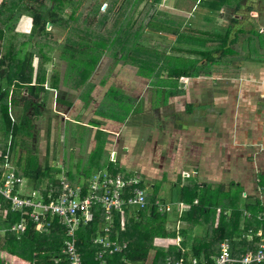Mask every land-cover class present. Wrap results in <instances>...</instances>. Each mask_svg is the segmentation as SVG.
I'll list each match as a JSON object with an SVG mask.
<instances>
[{
    "label": "crops",
    "instance_id": "1",
    "mask_svg": "<svg viewBox=\"0 0 264 264\" xmlns=\"http://www.w3.org/2000/svg\"><path fill=\"white\" fill-rule=\"evenodd\" d=\"M22 1L14 0L10 10L1 13L0 22H6ZM2 2L3 0H0V5ZM64 5L62 8V19L64 23H67V18L74 9H72V4L68 2ZM179 7L177 6V8ZM182 9L179 8L182 14H192L194 11H197L195 7H193V11L184 12ZM219 14L220 16L216 24L219 23L218 26L222 27L223 34L220 36L222 38L219 39V35H217V39L213 35L210 37L209 35L207 37L203 36L204 43L202 45L204 48L202 50L184 47L186 42H190V36L186 35V33H192L193 31H196L195 33L201 32L195 29V27L188 29V26L184 25L185 21L183 23L178 22L177 26L179 29H177V34L172 32L167 33V37H170L169 40L167 37L166 39L163 37L158 38L161 45H165L167 41L169 42V47L165 45L167 46V50H165L171 52L170 56L172 58L175 57L176 60L179 59V62H183L184 70L189 72L190 75L189 77H181L183 81H187L185 84L183 83V88L177 85L178 80L176 82L173 80L169 81L168 83L172 86V89L170 90L171 95L167 98L161 92L164 88L159 87L160 91L154 92V97L156 94H159L160 98L157 101L155 100V102L153 101L154 97L152 100L153 105L158 109L157 112L160 114L163 108L177 107L174 111H171L175 113V115H172L171 121H169V118H164L163 121L160 118L161 122H163L160 127L161 133L158 134L156 132L154 137V140L156 138L155 141L160 142L161 147L159 151L162 149L161 155H163L161 159H168L174 162H172L171 166H167V163L163 164V166L158 164L160 167L158 179L155 181L148 179V176H151L148 171L152 167V163H148L150 162V157L147 158L146 154H148L151 148L155 149V141L153 140L148 143L151 136L147 135L143 142L148 148L149 145L151 147L149 150H145L146 154L142 160L140 159L138 166H130L133 169L140 167L142 175H148L146 182L140 180L149 194L151 193L150 189L154 185L157 186L156 183L159 181L168 180V182L178 186L181 185V181L179 182V180L196 182L199 188H202L204 191L203 193L199 192L203 194L200 197L202 201L205 200L206 205L217 206L214 227H217L219 224L220 216L222 213L224 215L223 211L227 206L234 204L243 210L245 203H252L258 200L260 208L264 209V0H224V5L220 6ZM75 16L76 18L78 17V15ZM12 22V26H15L14 32L18 25L28 24L27 31L29 34L24 35V38L20 40L16 37H8L9 34L14 32L6 33L5 41L0 43V57H4L5 54L9 57H12L11 55H14L13 57L19 56L22 53V50L19 48L24 47L26 44H29L27 52L32 49L38 51L41 48L43 49V53H46V56H48L51 51L57 50L50 46V43L53 41L48 40L47 37L56 33L58 36H63L66 40L70 34L68 33L70 27L65 29L48 25L47 28L49 29L47 30H53L51 31L52 33L48 31L45 38V41L49 43L36 46L35 40L32 42L22 41L26 37H30L32 19L29 14L24 13V15H21ZM182 27L186 29L183 31L184 33H181ZM151 31H154V29ZM163 36L165 37V35ZM184 36L188 38L185 39ZM36 61L37 59L34 61V66L36 65ZM44 65L42 66L43 71H45ZM97 74H94L93 77L89 76L85 81L86 85L80 86L79 90H73L65 86L61 80L58 82L57 89H50L49 77L46 78L43 84L44 92L40 94V98L44 102V107L40 110L42 113L40 117L44 115L46 109L53 107L55 110L56 108L59 111L58 115L61 116V120L64 119L65 121L63 122V127L65 124L70 123L82 129H89L88 137L78 142L88 143L91 146L89 150H94L96 142L99 141V139L95 140V133L99 131L95 127L99 126L101 127L100 131L107 135L105 148L111 150L115 147L127 153L131 138L135 136V134L130 132L131 127L139 129L141 124L130 122L129 129L125 131L121 130L122 124L118 125V122H113L115 118H111L113 120L111 121L108 118H100L96 115V112L99 111L97 109L99 103L105 97H110V87L112 85L110 83L106 85V80L95 82L94 79ZM138 76L137 80L134 75L130 77L131 84L123 82V85L117 86L128 97L122 98L128 110L132 109L131 104L136 105L138 100L140 102V98L146 94L147 89H153L150 86L151 82L144 81L139 78L142 76ZM135 80L136 82L133 83ZM135 85L138 88H134ZM131 88H134L133 93L131 92ZM14 90L15 86L12 84L9 89V96ZM63 90H68L70 92L69 95L75 96V99L70 101L66 97H63L60 93ZM58 92L59 94H57ZM21 93L26 94L24 90ZM152 103H149L150 108V104ZM18 111L16 107L14 112L17 113ZM134 116L135 118H139L138 113ZM100 121H105L107 124L100 126ZM59 135L65 141L68 138L64 135V129L60 131ZM167 150L169 152L168 156H166ZM150 155L153 156V152ZM87 156L82 158L84 162H87ZM71 158V156L68 159L63 156L59 157L56 164V167L59 169L56 177L58 179V190L54 192L55 195L59 192L58 186L61 177L66 178L71 185H79L86 183L95 173L104 172L108 175H113V172H116L110 165H107L104 170L99 169L91 172L89 175H85L82 165L70 166ZM52 161H54L53 158ZM108 161H110V164L116 162L115 158L114 160L108 159ZM124 163H128L127 160ZM11 166L13 167V165ZM51 167L55 166L51 165ZM71 167L74 170H69L72 169ZM172 168L177 169L176 173L180 170L179 174H171ZM190 170L195 171V174H192L193 176L187 178V180L182 179L180 176L181 172ZM116 174L135 176V174L130 172H116ZM166 174H168V179H165ZM41 186L45 188L44 182ZM147 187L149 191H147ZM30 189L32 192H38L32 188ZM233 189H239L240 191L239 193H234ZM226 196H228V199ZM156 201L162 204L158 198H156ZM193 204H197V201H194ZM162 205L170 207V212L166 214L168 216L166 230L170 232L175 231L177 224H179V227L184 228L182 226L184 222L176 221L175 217L177 214L189 211L191 206L180 202L178 196L173 204ZM251 207L253 210V206ZM174 208L176 210L171 211ZM262 214L264 215V210ZM226 215H229V211L226 212ZM252 215L246 211L242 217L247 218L246 216H249L247 219L251 220ZM2 216H5V212ZM253 223L254 221H252ZM205 231L206 227L197 226L191 228L190 243L196 244ZM259 233L261 231L256 233V237ZM155 238L167 241L178 240L177 245H171V247H178L180 242L179 236L154 237L149 259L152 258L155 251L159 249L164 251L170 247H160L155 243ZM245 238L250 240L251 235L246 234ZM117 243L118 245H125L122 251L126 249L125 243ZM0 254H2L0 259H3L2 261L5 264H29L26 260L8 254L5 251H0ZM5 258H9V260ZM213 258L211 261H213ZM189 259H196L199 263H204L203 260H199L193 256H189L186 260L188 261Z\"/></svg>",
    "mask_w": 264,
    "mask_h": 264
},
{
    "label": "trees",
    "instance_id": "2",
    "mask_svg": "<svg viewBox=\"0 0 264 264\" xmlns=\"http://www.w3.org/2000/svg\"><path fill=\"white\" fill-rule=\"evenodd\" d=\"M141 1L110 0L107 14L102 15L99 10L100 0H23L6 22H0V43L5 41L6 33L14 32L15 26H12V21L24 13H28L31 17L32 27L30 37L28 36L22 41L32 42L35 40L36 46L49 43L45 41L48 25L65 29L70 27L68 31L70 34L63 44L50 43V46L58 52V55L51 59L65 62V74H63L61 81L65 86L79 90L80 80L86 81L89 76H92V72L96 70L102 57H109L114 62L121 61L123 64H127L130 59L136 62V59L139 61L138 70L140 71L148 67L147 65L151 64V61L147 63L144 59L137 58L140 48L138 41H141V33L143 30L145 31V26L159 32L177 34L179 28L176 21H167L166 19L159 23L153 19L154 16L150 15L151 11L155 10L154 4L157 3L156 5L159 6L161 0H153L152 2L147 0L141 11L137 12L136 9H138ZM189 1L193 3L192 11L195 7V10L207 11L211 15H217L220 6L224 5V0ZM66 2L72 4L74 10L68 16L67 23H64L62 8ZM13 3L14 0H3L0 5V18L1 13L8 12ZM127 4L132 6L126 13L127 20L118 27L114 14L123 6L126 9ZM181 5L179 3V6ZM77 11L80 12L77 13ZM136 12L138 16L141 14V17L143 15L149 20L145 21L143 18L141 20L138 19L139 17L133 19ZM75 15L78 17L76 18ZM108 17H110V23ZM144 21L147 25H144ZM181 29V33L186 30L183 27ZM128 42H131L130 49L124 50V46ZM132 50L136 54H132ZM162 53V51H156L155 54L157 55L154 56V59L155 62L164 66L163 69L167 73L168 80L164 82V85L156 83L157 81H151L150 86L154 88V92L160 91L159 87L164 88L161 92L167 98L171 95L170 90L172 89L168 82L172 80L176 82L181 77H189L190 75L184 70L185 67H179V59L176 60L175 57L172 58L170 55ZM161 56H163L162 59ZM35 59L37 61L34 66ZM47 60L48 56L43 53L41 48L38 51L32 49L21 58L15 59V57H9L7 54L0 57V187L9 171L6 164L10 165L11 163L10 155L17 140L21 138L24 142L25 139L34 136L32 132L34 125L29 112L34 111L31 113L34 117H40L42 114L40 110L44 107V102L40 98V94L44 92L43 84L46 79L42 66ZM162 60L167 64L162 63ZM169 61L170 63H168ZM181 63L183 64V62ZM137 74L142 76L141 73ZM59 77L58 70L54 69L48 79L50 89L58 88ZM154 78H158V76L155 75ZM12 84L15 86V90L9 96V89ZM23 90L26 94L21 93ZM39 99L40 101H38ZM16 107L19 110L17 113L14 112ZM30 155L28 153L27 156H24L25 158L21 157L24 158L23 160L19 159L20 161L16 164L17 170L10 165L11 171L23 179L28 187L33 190L44 189L40 191L43 195L49 190L54 192L58 190L56 177L59 169L55 168L57 171H53L54 169L46 167L45 172L50 173L48 175L29 158ZM116 172H113V175H117ZM45 180L49 182L45 188H42L41 184ZM179 182L181 185L179 186L178 200L189 204L191 207L189 211L177 214L175 219L184 222L186 227L182 228L177 224L175 231H167V213L160 214L155 204L156 195L146 192V208L133 209L131 213H127L123 225L118 219L117 213L113 214L110 238L121 244L125 243L126 249L121 253L106 254L103 258L104 263H101V260H95L101 247L93 243V240L101 235L102 212L101 209L97 208L94 210L93 221L88 225L81 226L76 231L75 245L77 252L83 259L82 264H145V262L163 264L168 257L182 259L187 264L186 259L189 256L203 260L204 263H210L212 262L211 259L218 255L219 244L223 241L229 243L231 258L235 260H239L246 252H255L258 249L260 242L256 233L261 231L264 235V215L262 214L264 209L260 208L258 200L245 203L243 210L234 204L225 207L224 215L222 213L219 224L214 227L217 206L206 205L205 200L202 201L200 197L203 194L199 193V185L196 182H185V180H179ZM153 187L152 191L155 190L156 186ZM16 189L14 188V191ZM226 198L228 199V196ZM194 201H197V204L194 205ZM251 206H253V210ZM3 211L5 212L4 217L1 214ZM227 211H229V215H226ZM246 211L250 215L253 214L251 220L242 217ZM21 218L19 212L11 211L9 201L0 194V251L26 260L29 264H67L64 255L61 253L65 238L63 227L59 226L56 220H53L49 231L40 234L35 230L34 224L27 221L24 232L18 236L11 231V227L18 223ZM252 221H254L253 224ZM197 226L206 227V231L196 244H191L190 230ZM246 234L251 235L250 240L245 238ZM156 236H179V246H170L164 251L159 249L149 259L152 241ZM54 258L57 260L56 263L53 261Z\"/></svg>",
    "mask_w": 264,
    "mask_h": 264
},
{
    "label": "rangeland",
    "instance_id": "3",
    "mask_svg": "<svg viewBox=\"0 0 264 264\" xmlns=\"http://www.w3.org/2000/svg\"><path fill=\"white\" fill-rule=\"evenodd\" d=\"M102 1H104L103 3H105V5L103 6H102L103 4ZM107 1L108 0H100L102 4L100 3L99 10L102 12V15L107 14V11L109 10L108 8L110 4L107 3ZM152 1L153 0H151V2ZM146 2L147 0L141 1V3L138 6V9H136L137 12L141 11V9L144 7ZM179 3L180 5L182 4L179 8H183L182 10L184 12L190 11L193 4L189 0H161L159 6L156 5L157 3L154 4L155 12L151 11L150 15L154 16L153 19L159 23L165 21L166 19L167 21L170 20L177 21V23L178 22L183 23L185 21L184 25L188 26V29L195 27V29L201 31L199 33H195L194 31L192 33H186V35L190 36L189 37L190 42H186V44L184 45L185 48L202 50L204 48L202 45V43H204L203 36L207 37L209 35L210 37L211 35H213V37L216 38L217 35H219L218 38L219 39L222 38L220 37L223 34L222 27L218 26L219 23L216 24V21H218V17L220 16L219 12L217 15L216 14L211 15L208 14L207 11L197 10L194 11L192 14L191 13L182 14L179 8H177V6H179ZM131 7H132L131 4H127L126 9H124L123 6L118 10V12L114 14V17L118 20V21L115 20L118 27L120 26V24L126 22L127 20L126 13L130 10ZM137 12L135 13L133 19H137L139 17L138 19L141 20L142 18L145 21L149 20L147 19V17H143V15L141 17V14L138 16ZM108 19L110 23V17H108ZM145 21H144V25H147ZM28 26H29L28 24L25 25L21 24V26L18 25L16 31L14 33L9 34L8 37L9 38L16 37L21 40V38H24L23 37L24 35L29 34L27 31ZM151 30H152L151 28L145 26V31L143 30V32L141 33V41L140 40L138 41V44H140L141 49L139 48L138 51L139 54L137 58L138 57L142 58L147 63H149V61L152 62L151 64L147 65L148 67L141 69L142 72H139L138 70L139 61L136 59H135L136 62H133V60L130 59L127 62V64L126 63L123 64L121 61L114 62L111 58L106 59L107 57H102L99 61V66H97L96 70L91 74L92 75L91 77H93L94 74L98 73L96 78L94 79L95 82H100V80H106V85L108 83L112 84L110 87V97L107 98L105 97V99H103L99 103L97 107L99 111L96 112L97 113L96 115H98L100 118H108L111 121H113L111 118H115V121L113 122H118V125L122 124L121 130H125V131L129 129L130 122L141 124V127L139 129L131 127L130 132L132 134H135V136L131 138L128 147L129 150L127 151V153H124L123 151L115 147H113V149L111 150L105 148L107 135L103 134V132L100 131L101 127L99 126L95 127L96 130H99L95 133V140L97 141L99 139V141L96 142L94 150H89L91 146L88 143L85 142L78 143L79 140L81 142L83 139L88 137L89 129H82L81 127H77L70 123L65 124V126L63 127L64 124L63 122H65L64 119L62 118L63 120H61V116L58 115L59 111H57L56 108L54 110V108L52 107L51 109H46L42 117H34L31 114L32 112H29V115L32 119V123L34 125V129L32 130L34 136L32 138L25 139L24 142L23 140H21V138L17 140L15 148L10 155L11 165H13V167L16 168L17 170L16 164L20 161L19 159L21 157L27 156V154L30 153L31 155L29 156V158H31L32 161L35 164H37V166L40 167L43 172H45L46 167H50L54 169L53 171H57L55 168H58L56 167V164L58 163L59 157L63 156L68 159V157L71 156L72 158L70 160V166L82 165V168L84 167L85 175H89L91 172H94L99 169L104 170L107 165H110V167L117 172L133 173L139 179L146 182L148 175L147 174L142 175L140 171V167L133 169L130 166H138L140 159L142 160L146 154L145 150L147 151L151 147V145H149L148 148L147 145L143 142L145 137L147 135L151 136V138H149L148 136L149 138L148 143H149L154 140L156 132L158 134L161 133L160 127H161V123L163 122H161L160 118L162 119V121L164 118H169V121H171L172 115H175V113L171 111L172 110L174 111L175 108L177 107L163 108L161 114L157 112L158 109L152 103L155 90L154 88L153 89L150 88L147 89L146 94L140 98L141 99L140 102L138 100L136 105L131 104L132 109L128 110L126 105L122 102L124 101V99L122 98H128V97L125 96L123 91L120 90L117 86L120 84L123 85L124 83L131 84L130 77H133L134 75V77L137 80L138 79L137 73L142 74V77L139 76L138 77L140 79H143L144 81H149V82L157 81L156 83L164 85V82L168 80L167 73L163 69L164 66H162L159 62H155L154 59L155 58L154 56L157 55L155 54L156 51H162L165 55H170L171 53L170 51L166 52L167 46L169 47V42L168 41L165 42L164 40L165 45L167 46H165L164 44L161 45L160 40L158 39L160 37L166 39L168 34L167 32L159 33L158 30H154V31ZM202 31L204 34L202 33ZM163 35H165V37ZM184 37L185 39L188 38L187 36ZM47 39L58 44H63L65 42V38L63 36H58L56 33H54V35L52 34L48 36ZM167 39L169 40L170 37H167ZM130 44L131 42H128L124 46V50H129ZM19 49L22 50V53L21 55L15 57V59L21 58L23 56V53L29 50V44H26L24 47L22 46ZM132 54H136V53L132 50ZM57 55H58L57 51H51L50 55H48V60L44 65L46 78L50 77L54 69H57L60 75L59 77L60 80L63 79V74H65V68H66L65 62L51 59L52 57L55 58ZM11 56L13 58L14 55ZM162 57L163 56H161V59ZM163 60L161 62L167 64V62H164ZM173 60L175 61V59ZM168 63H170V61ZM108 65L110 66L108 67ZM179 67H183V64L181 62H179ZM155 75H157L158 78H154ZM119 79L120 80L122 79V81H120ZM136 80L133 83H135ZM186 82H187L186 80L183 81L180 78L177 81V85H180V88H183L184 87L183 83L185 84ZM85 85L86 82L80 80V86H85ZM134 88H138L137 85H135ZM134 88H131L132 93L134 92ZM60 93L63 97H66L70 101L72 99H75V96L72 97V95H69L70 92L68 90L60 91ZM57 94H59V92ZM117 97H121V98L117 99ZM159 98L160 95L156 94L153 101L155 102V100L157 101ZM147 103H148V107H147ZM149 103H152L150 104L151 108L149 107ZM136 113L139 114V118H135L134 115ZM99 123H101L100 126H105L107 124V122L105 121H100ZM99 123H94V124H99ZM166 124H168V122H166ZM62 129H64V135L68 137L66 141L64 140V138H62L59 135ZM154 145H155V149L151 148L148 151V154H146V156L147 158L150 157L149 158L150 162L148 163H152L151 164L152 167L148 171V173H150L151 176H148V179H152L155 181L159 177L158 170L160 169V167L158 166V164H161V166H163V164L167 163V166H171L172 162L174 161L172 160L170 161L168 159H161L163 155H161L162 149L161 151H159L160 150L159 148L161 147L160 142L155 141ZM78 147L80 148V152ZM152 152H153V156L150 155V153L152 154ZM167 154H169L168 150L166 152V156H168ZM86 155H88L86 159L87 162H84L82 158H84ZM24 158L21 159L23 160ZM52 158L54 159V161H52ZM114 158L116 162L114 164H110L109 163L110 161H108V159L114 160ZM125 160H127L128 163H124ZM51 165L55 167H51ZM6 167L10 168V165L7 164ZM69 170H74V168ZM176 170L177 169L172 168L171 174L178 175L180 170L177 171L178 173H176ZM45 173L48 175L50 174L49 172H45ZM192 174H195V171L192 170L183 171L181 172L180 176L183 177L182 179H187L193 176ZM182 175H187V176H182ZM165 179H168V174H166ZM47 182L49 181L47 180L44 181V186L47 184ZM156 184L157 186L155 187V190L154 191H152L153 189L150 190L151 193L156 195V198H158V200L162 204H173L175 200H177V196L179 195L178 185L170 183L168 182V180H163L161 182L159 181ZM37 191L40 192L42 190H37ZM147 191H149L148 187H147ZM198 191L202 193L204 192L202 188H199ZM239 191H240L239 189L237 190L233 189L234 193H239ZM30 192H32V190L30 189V187H28L26 189V193L28 194ZM132 210L133 209H128L127 213L128 214L131 213ZM173 210L176 209L174 208L171 211ZM1 214H4V212H1ZM182 224L183 227H186L185 223ZM1 255L2 254H0V256ZM5 259L9 260V258H5ZM2 260L3 259H0V264L4 263V261Z\"/></svg>",
    "mask_w": 264,
    "mask_h": 264
},
{
    "label": "built area",
    "instance_id": "4",
    "mask_svg": "<svg viewBox=\"0 0 264 264\" xmlns=\"http://www.w3.org/2000/svg\"><path fill=\"white\" fill-rule=\"evenodd\" d=\"M8 169L3 185L0 187V194L9 201L11 211L19 212L22 216L21 220L11 227V231L19 236L24 232L26 222L29 221L34 224L35 230L42 234L48 232L53 220H56L57 224L65 230L61 253L67 264H82L83 259L76 250L75 235L81 226L93 221L95 209L99 208L102 212L101 235L93 240L94 244L101 247L95 260H101V263H104L103 258L106 254L120 253L125 248V245H118L110 238L113 214L117 213L123 225L128 209L141 210L147 206L146 188L134 175H108L98 172L93 174L86 183L79 185H71L66 178L61 177L59 192L55 195L54 191L49 190L43 195L41 192L27 194L25 181L11 171V166ZM14 188L17 189L14 191ZM155 204L160 214L170 212V207L157 201ZM246 217L249 218V216ZM257 237L260 245L256 252H246L239 260H235L231 258L229 243L223 241L219 244L218 255L213 258L212 263L202 264H264V235L259 233ZM154 240L162 248L177 245L178 241L159 238ZM53 261L57 262L55 258ZM163 264L186 263L182 259L169 257ZM187 264L201 263L196 259H189Z\"/></svg>",
    "mask_w": 264,
    "mask_h": 264
}]
</instances>
